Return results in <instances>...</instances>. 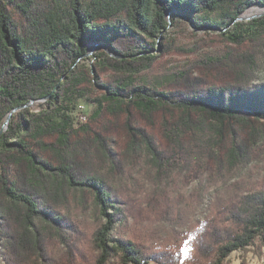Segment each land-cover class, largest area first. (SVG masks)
<instances>
[{
	"label": "trees",
	"instance_id": "1",
	"mask_svg": "<svg viewBox=\"0 0 264 264\" xmlns=\"http://www.w3.org/2000/svg\"><path fill=\"white\" fill-rule=\"evenodd\" d=\"M253 5L264 0H0V264H223L264 235V184L228 183L264 154V18L247 30L237 19ZM171 15L238 30L156 86L142 75L172 50L159 40ZM74 98L96 104L86 122ZM138 167L155 186L146 202L123 182ZM202 177L232 194L213 203L191 258L141 230L113 237L127 218L184 223L169 187Z\"/></svg>",
	"mask_w": 264,
	"mask_h": 264
},
{
	"label": "rangeland",
	"instance_id": "2",
	"mask_svg": "<svg viewBox=\"0 0 264 264\" xmlns=\"http://www.w3.org/2000/svg\"><path fill=\"white\" fill-rule=\"evenodd\" d=\"M250 7L264 6L253 5ZM254 18H264V14L255 16L251 19L242 18L239 21L243 22V26L240 27L239 30L253 28L254 26L250 22ZM170 19H173L171 25L166 32L162 33L159 40L164 43L171 42L172 50L163 55L149 72L142 75V78L146 82L156 86L170 80L173 72L191 64L200 56L223 49L229 43H227L225 39H222V35L219 33L226 30L234 31L236 29L235 26H229L223 29H215L214 31L213 28H195L187 21L177 19L175 15H171ZM95 44L96 42L90 43L88 47V53L91 48L94 47L90 54L87 55L85 61L89 65L94 61L95 54L100 53L103 49L101 45L95 46ZM261 65V70L258 75L261 79H264L263 58L261 60ZM69 103L71 106L70 113L75 122L79 121L78 119L81 114L89 116L96 108L94 102L84 98H74L70 100ZM30 106L34 109L39 108L38 103L35 101H33ZM141 169V167L137 168L133 183L131 180L129 183L124 180L123 182L126 187L134 189L133 191L136 192L140 200L146 202L147 195L150 194L149 192L153 190L155 186H153V183L150 181L147 170L146 172H140L139 170ZM240 179L248 181L250 185H253L252 187L264 184V154L256 158L248 168L240 171L239 178H233L228 183L231 184ZM172 183L171 187H169V196L171 200L174 203L183 201V203L185 202L186 204L180 205L182 215L185 218L184 223H178V221L175 220V222H145L138 225L133 218H127L115 227L113 237L125 238L134 230H141L157 245L168 246L170 244H177L182 248L185 258H191L194 253L193 245L197 233L206 220L212 216L211 210L213 203L217 199L229 197L228 195L232 194V192L228 190L227 184L213 180L209 181L204 177L196 179L191 183H186L179 179H175ZM181 195L186 198V201ZM81 216L83 217L82 220H84L86 227L89 228L93 226L96 217L91 209L82 212ZM62 252L63 250L58 254L60 255ZM110 264H121L120 258L114 256ZM223 264H264V235L255 238L250 245L232 251L231 254L224 259Z\"/></svg>",
	"mask_w": 264,
	"mask_h": 264
},
{
	"label": "bare ground",
	"instance_id": "3",
	"mask_svg": "<svg viewBox=\"0 0 264 264\" xmlns=\"http://www.w3.org/2000/svg\"><path fill=\"white\" fill-rule=\"evenodd\" d=\"M262 14H264V7H250L248 10H246L242 14V18L251 19L255 16L262 15ZM87 119H88V116L85 117L84 122H86Z\"/></svg>",
	"mask_w": 264,
	"mask_h": 264
},
{
	"label": "water",
	"instance_id": "4",
	"mask_svg": "<svg viewBox=\"0 0 264 264\" xmlns=\"http://www.w3.org/2000/svg\"><path fill=\"white\" fill-rule=\"evenodd\" d=\"M237 19H238V20H241V19H242V16H239ZM99 45H101V44H99V43H96V44H95V46H99ZM102 46H103V45H102ZM103 47H105V46H103ZM93 48H94V47H93ZM93 48H91V50H92ZM91 50L89 51V53L87 52L86 55L90 54ZM32 102H33V101H32ZM32 102H30L29 104H31ZM24 106H26V105H22V106H18V107H16V108H14V109H13V110L7 115L6 120H5L4 124L2 125L1 132L7 128L8 123H9V121H10V119H11L12 113H13L14 111H16V110H18V109L24 107Z\"/></svg>",
	"mask_w": 264,
	"mask_h": 264
},
{
	"label": "built area",
	"instance_id": "5",
	"mask_svg": "<svg viewBox=\"0 0 264 264\" xmlns=\"http://www.w3.org/2000/svg\"><path fill=\"white\" fill-rule=\"evenodd\" d=\"M87 115H85V114H81V116L79 117V121L78 122H75V123H82V122H84L85 121V117H86Z\"/></svg>",
	"mask_w": 264,
	"mask_h": 264
}]
</instances>
